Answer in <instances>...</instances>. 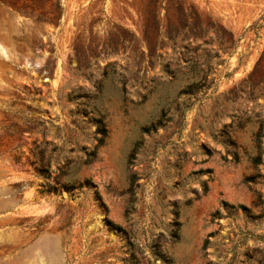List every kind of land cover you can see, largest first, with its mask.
Instances as JSON below:
<instances>
[{
  "label": "rangeland",
  "instance_id": "rangeland-1",
  "mask_svg": "<svg viewBox=\"0 0 264 264\" xmlns=\"http://www.w3.org/2000/svg\"><path fill=\"white\" fill-rule=\"evenodd\" d=\"M178 2L218 51L191 95L175 0H0V264H264L255 127L221 134L264 119V0Z\"/></svg>",
  "mask_w": 264,
  "mask_h": 264
},
{
  "label": "trees",
  "instance_id": "trees-1",
  "mask_svg": "<svg viewBox=\"0 0 264 264\" xmlns=\"http://www.w3.org/2000/svg\"><path fill=\"white\" fill-rule=\"evenodd\" d=\"M154 0H151L153 4ZM175 8L178 13L182 15V17H186V19H180L179 21V28L175 30V35L181 36V41L183 43V48L186 52L195 53L197 49H201L200 57H192L191 55L185 58V65L184 68L186 69L187 77H186V89L184 90V94L191 95L195 94L201 89H206L210 85H212L214 81V77L211 73V66H210V59L212 56H216L218 51L213 52L212 54L209 53L208 50L202 48L200 45H196L193 48L190 46V42L188 38L190 36L202 35V28L196 23V15L195 13L187 8L186 12L182 11L178 0H175ZM154 5V4H153ZM260 25H254V29L257 30ZM169 35H171L169 33ZM234 45V41L232 39H226V42L222 43V49H227ZM254 70L251 74L248 75L246 79H244L239 87H235L232 90V94L236 95L237 92L242 91L243 88L248 87V84L251 82V76L253 75ZM98 133L101 137H105L107 130L106 124L102 121L101 118L98 120ZM252 124L255 129L251 133V147L250 150L244 149V154L246 155L248 161L251 163L254 169V173L247 175L244 178V182L248 185V187L256 193L257 198L260 200V203H263L262 195L258 191L257 184H259L258 178L260 177L261 167L263 166L262 163V140H263V130H264V119L261 115V112H253L248 114L245 118L241 119L236 125H234L233 120H231L228 124H224L222 126L221 134L225 138L226 143H228L233 151L230 155V161L238 162L239 160V153L238 148L240 147L234 137V130L242 129L246 125ZM89 156H94V151L89 153ZM227 159V156L224 157ZM156 246V245H155ZM157 249V246H156ZM157 256H161L160 251H154ZM135 262V261H134ZM135 264V263H132Z\"/></svg>",
  "mask_w": 264,
  "mask_h": 264
}]
</instances>
